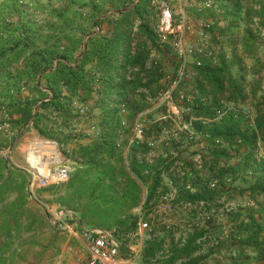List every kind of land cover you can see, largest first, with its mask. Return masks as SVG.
<instances>
[{
    "label": "rangeland",
    "instance_id": "rangeland-1",
    "mask_svg": "<svg viewBox=\"0 0 264 264\" xmlns=\"http://www.w3.org/2000/svg\"><path fill=\"white\" fill-rule=\"evenodd\" d=\"M200 1L151 0L146 15L150 35L140 28L139 18L131 19L128 30H132V55L140 54L144 67H128L127 82L134 83L128 97L121 99L117 94V77L113 72L106 73L98 53L106 55L104 47L111 45L110 39L119 19L116 11L125 4L132 6L138 0H0V264H87L88 253L82 237L54 227L41 199L72 210L77 228L81 226L79 216L86 223L116 230L124 254L129 253V245L137 243L133 232L140 217L147 219L154 229V238L166 242L154 260L147 262L142 254L141 264H162L174 246L180 248L186 243L194 226L207 229L199 240L201 250L192 257L199 258L197 264H218L224 258H231L224 248L226 242L223 245L228 238L224 232L229 233L232 229L227 214L238 204L249 202L245 194L241 195L234 188L242 185L241 181L229 185L231 188L227 191L216 192L215 204L209 210L203 202L185 206L175 199L184 185L183 177L187 171H193L194 177L209 171L211 157L202 127L214 126L228 115L242 118L244 127H254L257 109L264 110V67L262 57L258 56L256 66L260 68V80L254 87H246L249 80L245 77L248 74L245 55L242 52L237 55L231 49V37L223 34L224 38H220L230 23L220 26L221 20L217 17L225 13L229 2L223 0V3L217 2L216 7L199 11L195 2ZM239 3L242 18L236 32L245 27L251 30L249 38H261L256 35L264 26V0H239ZM181 9L187 13L190 29L178 27ZM218 11H222L221 14ZM167 13L172 17L174 32L162 22ZM205 21H214V27L203 29ZM201 32L207 35V51L212 50L213 54H187L189 75L174 87L184 59L176 43L181 41L184 49L201 47L205 43ZM94 34H97L95 45L80 69L91 88L90 93L79 85V96H72L67 84L59 81L66 106L59 110L41 108L42 100L53 95L42 71L55 69L58 60L65 56L68 57L66 63L76 66L86 52L89 36ZM120 52L115 53L119 61ZM223 59L228 61L234 77H245L242 83L244 99L235 103L221 96L224 97L222 104L215 111L224 108L226 114L204 124L201 117L212 118L215 111L201 117L193 112L199 97L195 82L197 71L206 61L216 66ZM238 60L243 63L241 66ZM36 64L39 65L37 68ZM110 76L112 81L108 82ZM105 88L108 94L102 93ZM168 91H171L170 95ZM203 101L209 103L210 97ZM28 105H34V115L39 110L38 126L33 121L34 116L23 119V110ZM237 108L239 112L235 111ZM108 112L116 113L120 126L114 139V154L104 156L108 176L96 184V179L84 172L87 167L84 160L79 159L78 151L80 146L100 139L103 118ZM138 121L143 123L144 131L136 138L134 128ZM196 121L200 123V129L195 127ZM41 138L57 141L59 154L70 175L65 183L38 188L40 199L37 200L31 198L27 190L29 175L23 167V157ZM243 151V147L236 146L227 152L228 161L239 162ZM256 154L264 156V145L260 140ZM134 163L148 166L144 181L133 176L137 186L128 178ZM151 167L162 173L155 194L149 198L155 173ZM73 178L74 183L69 186ZM210 180L220 183L218 177ZM224 180L229 183L230 179ZM165 196L172 199V210H164L162 200ZM91 199L100 200V207L86 209ZM191 209L200 214L191 215ZM208 217L212 224H208ZM73 221L68 220L74 225ZM192 258L184 257L175 264H194L190 262Z\"/></svg>",
    "mask_w": 264,
    "mask_h": 264
},
{
    "label": "trees",
    "instance_id": "trees-1",
    "mask_svg": "<svg viewBox=\"0 0 264 264\" xmlns=\"http://www.w3.org/2000/svg\"><path fill=\"white\" fill-rule=\"evenodd\" d=\"M224 1L229 2V4L225 6V16H228L231 19L230 25L228 26V29L230 30L238 27L242 18V7H240L239 0ZM150 2L151 0H139L133 7L118 13L119 19L115 27L114 35L112 39H110L111 45L110 47L109 45L108 47H104L106 55L98 53L100 60L104 61L102 64L105 66L106 73L113 72L114 76L117 77L118 83L116 86H119L117 94L121 99L128 97L132 84L134 83L127 82L126 72L128 67H130V65L144 67V60L141 61L140 54L132 55V30H128V28H130L132 23L131 19L136 16L139 18L140 28H144L148 35L151 34L150 28L146 23V15L148 13L147 8L150 5ZM126 5L127 4L120 7V10ZM96 35L97 34L89 36L86 52L76 66L66 63L65 60L68 57L65 56L58 60V65L55 69H51L48 72L42 71L43 76H46L49 81V86L53 95L50 97L48 96L49 99L48 97H45L42 100L41 108L46 109L53 107L54 109L59 110L61 107L66 106L63 104L64 97L63 92L58 86L59 81L67 84V90L72 96H79L77 93L79 85L83 91L90 93L91 88L85 81V77L80 69L82 61L88 58L92 52L91 47L95 45L96 40L94 37ZM18 46H20V44H18ZM116 51H121L120 55L118 54L121 57L120 61L115 57ZM101 52L103 53V49ZM107 52H109L108 56L110 58H106L108 57ZM239 65L241 66L240 63ZM38 66V64L35 65L36 68ZM107 78L108 82L112 81V76ZM244 80L245 77L242 75L239 77L233 76L230 71V65L225 59L221 60V63L216 66H212L209 61H206L197 71L195 82L199 97L193 112H195L197 117H201L202 115L209 116L217 107L221 106V100L224 98L221 96H225L226 100L235 103L244 99V89L242 86ZM208 88L211 89L209 90ZM107 92L106 88L102 91L103 94ZM252 92L255 94L254 90H252ZM225 93L228 95H225ZM205 97H210L209 103L203 101ZM33 110L34 105H28L23 110L22 116L24 120H28L34 116L33 121L36 123V126H38L37 123L40 113L38 110L34 115ZM254 123L255 125L253 128L244 127L242 124V118H235L233 115H228L219 123L214 124V126L202 127L203 129H201V131L207 135L205 141L208 153L211 157L208 163L210 166L209 171L207 174L197 175L196 177H194L193 171H187L183 177L184 185L180 187L178 197L175 199V202L181 203L185 206H194L195 204L203 202L205 209L209 210L212 204H215L214 195L216 192L227 191L231 188L234 182L237 180L241 181L242 185H237L234 188H236L235 190L239 191L241 195L245 194L249 199V202L246 205L238 204L236 209L227 214L229 223H232V229L230 231L231 233H226L222 230V232L228 237L224 240L223 245L226 242V247L224 246V248L229 254H231V258H229V260L224 258L225 261L223 260L221 261L222 263L219 262L218 264H264V156L258 157L256 154L258 140L262 141L264 145L263 108L257 109ZM119 126L120 123L116 113L108 112L103 118V132L100 139L93 141L89 145H82L79 148V159L84 160L83 162L87 167L84 172L87 173V175L93 176L96 179V184L108 176L104 164V156H112L114 154V139ZM199 126L200 123L196 121L195 127ZM39 131L41 132L40 129ZM218 140L221 141V143H217ZM236 146L243 147L244 153L239 162L231 163L228 161L230 160V156L227 152H230V150L234 149ZM147 167L148 166L143 163H134L131 166V173L128 174L130 182H133L137 186L135 179L144 181V171ZM151 168L155 170V173L153 175V183L150 185L148 191L149 198H152L155 194L156 189L160 184L162 173L161 171H158L156 167ZM78 175L79 174L77 173V176ZM211 177H218L220 180V183H218L219 186L215 189L210 187ZM226 178L230 179L229 183L224 180ZM73 183L74 178L69 186H72ZM187 183H190L194 187V191L186 188ZM225 185L228 187L229 185L231 186L227 189ZM89 207L99 208L100 200L91 199L89 205L86 206V209ZM183 209L185 210L187 207ZM204 212L206 216H209L205 210ZM190 214L198 216L200 213L197 212L196 209H191ZM77 218L80 220L81 226H97L82 221L79 216ZM82 218L83 220L85 219L83 213ZM192 219L194 220V218ZM209 219L211 220V218L208 217V224H212ZM194 227L195 228L189 235L186 243L180 248L174 246L171 255L163 259L161 261L162 264H175L179 259L184 257L192 258L196 252L201 250L202 242L199 240L204 236L207 229L199 226ZM116 233L120 237V234L117 231ZM165 242L164 239L160 238H153L151 241L147 242L143 253L144 260L147 262L154 260L163 249ZM190 262L197 264L199 258L194 257Z\"/></svg>",
    "mask_w": 264,
    "mask_h": 264
},
{
    "label": "built area",
    "instance_id": "built-area-1",
    "mask_svg": "<svg viewBox=\"0 0 264 264\" xmlns=\"http://www.w3.org/2000/svg\"><path fill=\"white\" fill-rule=\"evenodd\" d=\"M190 1L193 2L194 0ZM195 3L198 6L199 11L217 6L216 0H202ZM180 15L181 24L178 27L180 29L182 27L184 29H190V26L187 24V13L184 9L180 10ZM162 22L167 25L168 30L174 32V28L172 27V17L169 13L163 16ZM214 24V21H205L203 29H211L214 27ZM201 34H204V32H201ZM203 40L205 43L201 47L191 46L187 49L183 48L181 41L176 43V45L182 50L184 59L182 60L178 76L174 81V87L189 75L186 69L187 54H199V56L213 54L212 50L207 51V47L209 46L206 34H204ZM197 64L200 65L201 61H197ZM170 92L171 91H168L169 95ZM235 111L239 112L240 109L237 108ZM225 114L226 110L222 108L215 111L214 117H201V120L206 124L222 118ZM190 124L192 125V120L190 121ZM134 130L135 137H141L144 131L143 123L138 121ZM217 143H221V141L218 140ZM33 144L34 146L24 154L23 158L25 164L23 167L29 175L27 183L28 193L31 198L38 200V188L48 187L49 185H60L67 182L69 180L70 170L59 154V145L57 141L41 138ZM218 186L217 180L210 181L211 188L215 189ZM186 188L191 191L194 190V187L190 183H187ZM41 205L48 213L50 222L54 227L68 230L75 236L82 237L88 253L87 264H135L141 260L146 243L155 237L152 225L147 219L140 217L138 225L133 232V236L136 237L137 243L129 245V253L124 254L122 252V242L115 230L98 226H79L77 228L75 214L72 210L61 207L60 205L48 203L42 199ZM162 205L164 210H172V199L168 196L163 197ZM68 220H74V225L70 224Z\"/></svg>",
    "mask_w": 264,
    "mask_h": 264
},
{
    "label": "crops",
    "instance_id": "crops-1",
    "mask_svg": "<svg viewBox=\"0 0 264 264\" xmlns=\"http://www.w3.org/2000/svg\"><path fill=\"white\" fill-rule=\"evenodd\" d=\"M134 1H136V0H134ZM216 1L218 3L224 2L223 0H221V1L216 0ZM221 12L222 11H220V12L218 11V13H220V14H221ZM225 14L226 13H224L221 16L219 15V17H217V19L220 18V20H221L218 23V25L224 26V24L230 23L231 19L228 16H225ZM227 28L225 29V32L222 31L220 38L221 37L224 38L223 34H226L227 37L228 36L231 37V41L229 42L231 49L233 51H235V53L237 55H239V52H242L245 55V57H246L245 62H247L245 70L248 72L247 76H245V77L249 80V85L247 84L246 87H248V86L254 87L256 85L257 81L260 80L259 77L261 75L259 73L260 68L256 66V61H257L256 59L258 56L262 57L261 58L263 60L262 67H264V26L262 27V30L256 35V36H261V38H254V39L249 38L250 33L247 30L248 28L247 29L245 27L241 28L237 32H236L235 28H232L230 30H227ZM250 32H251V30H250ZM261 59L258 61H261ZM238 62L241 65L243 64L239 60H238ZM263 77H264V75H263ZM135 264H141V263H140V261H138Z\"/></svg>",
    "mask_w": 264,
    "mask_h": 264
},
{
    "label": "water",
    "instance_id": "water-1",
    "mask_svg": "<svg viewBox=\"0 0 264 264\" xmlns=\"http://www.w3.org/2000/svg\"><path fill=\"white\" fill-rule=\"evenodd\" d=\"M135 4H133L132 6H128V7H125L124 9H121L120 11H116L117 13H120V12H122V11H125V10H127V9H129V8H131V7H133ZM85 47H86V45H85Z\"/></svg>",
    "mask_w": 264,
    "mask_h": 264
}]
</instances>
